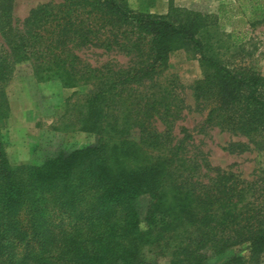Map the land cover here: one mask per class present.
Masks as SVG:
<instances>
[{
  "label": "trees",
  "instance_id": "trees-1",
  "mask_svg": "<svg viewBox=\"0 0 264 264\" xmlns=\"http://www.w3.org/2000/svg\"><path fill=\"white\" fill-rule=\"evenodd\" d=\"M13 1L0 0V123L9 112L3 88L27 62L38 81L90 87L72 117L96 139L17 166L0 136V264H148V255L204 264L227 251L221 264H261L264 171L245 181L187 157L189 137L172 136L183 101L159 79L173 53L193 55L204 123L264 149V76L223 62L201 37L210 16L173 4L156 15L123 0H63L32 9L19 27ZM89 48L129 65L93 67L77 54Z\"/></svg>",
  "mask_w": 264,
  "mask_h": 264
},
{
  "label": "rangeland",
  "instance_id": "rangeland-1",
  "mask_svg": "<svg viewBox=\"0 0 264 264\" xmlns=\"http://www.w3.org/2000/svg\"><path fill=\"white\" fill-rule=\"evenodd\" d=\"M63 0H14L12 15L19 27L29 12L48 2ZM133 10L165 15L173 4L176 8L210 16L208 39L215 52L229 66L245 67L264 76V0H123ZM238 43L233 45V41ZM217 48V49H216ZM77 54L93 67L104 64L129 65V59L117 52L103 53L99 49H82ZM202 78L198 61L193 55L179 50L168 61L160 82L171 83L182 99L183 110L174 123L175 141L184 142L187 157L232 172L242 180L263 177L264 149L244 136L234 135L204 123L205 110L196 108L192 85ZM89 86L65 88L59 81H38L31 64L15 66L12 77L3 88L8 115L0 123V136L7 158L12 165H39L58 151H72L92 144L95 136L80 132L72 117L77 103ZM241 144L244 149L237 147ZM245 247L241 254H244ZM232 251L213 256L204 264H221ZM148 264H168L165 259L147 256ZM264 264V255L261 258Z\"/></svg>",
  "mask_w": 264,
  "mask_h": 264
}]
</instances>
